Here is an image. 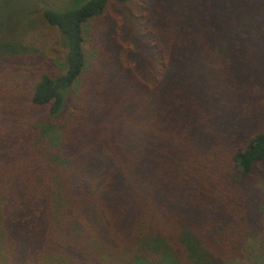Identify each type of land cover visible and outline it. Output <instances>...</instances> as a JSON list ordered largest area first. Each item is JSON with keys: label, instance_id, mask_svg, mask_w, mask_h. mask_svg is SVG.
<instances>
[{"label": "trees", "instance_id": "16d2710c", "mask_svg": "<svg viewBox=\"0 0 264 264\" xmlns=\"http://www.w3.org/2000/svg\"><path fill=\"white\" fill-rule=\"evenodd\" d=\"M65 1L0 0V264L246 254L264 237V0ZM109 2L137 3L145 30H100L109 48L87 60L84 29ZM46 27L54 75L24 57ZM30 110L14 129L4 117Z\"/></svg>", "mask_w": 264, "mask_h": 264}, {"label": "rangeland", "instance_id": "374dc122", "mask_svg": "<svg viewBox=\"0 0 264 264\" xmlns=\"http://www.w3.org/2000/svg\"><path fill=\"white\" fill-rule=\"evenodd\" d=\"M45 2V8H63L67 4L65 0H43ZM143 12L136 4L133 6L118 5L113 2H109L103 15L97 19L89 22L87 27L84 29L83 37V50L87 55V60L94 61L96 52L103 48H109L106 41H104L103 34L98 35L100 30L103 29L107 32V35L111 37L114 36L118 42H120L119 36L123 35L121 31L122 26H128L129 29L134 28L135 31L143 32L145 30V25H143L142 20ZM128 27L124 29L128 34ZM103 36V38H102ZM58 38L54 29L42 28L38 35L26 40L24 45L26 46L27 54H24L25 58H33L37 55L39 59L37 63V71L47 73V74H57L61 70V50L58 44ZM24 61L21 66L16 69L18 72L13 79L19 80L21 82L22 78L26 75L24 72ZM35 76L30 77V81H33ZM14 129L19 123H31L37 117L36 110H30L28 113L22 112H9L7 116H4ZM264 124V122H263ZM57 134V132H56ZM257 175H260V182L256 183L262 191V196L264 198V163H260L256 169ZM263 229L258 226L250 232V248L240 257L237 256L234 259H229L228 261H223L221 264H264V237H262ZM248 243H246L247 245ZM244 253V252H243Z\"/></svg>", "mask_w": 264, "mask_h": 264}]
</instances>
